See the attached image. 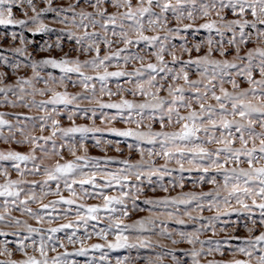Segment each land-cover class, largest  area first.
Returning <instances> with one entry per match:
<instances>
[{
	"label": "snow or ice",
	"instance_id": "1",
	"mask_svg": "<svg viewBox=\"0 0 264 264\" xmlns=\"http://www.w3.org/2000/svg\"><path fill=\"white\" fill-rule=\"evenodd\" d=\"M0 108V264H264V0H0Z\"/></svg>",
	"mask_w": 264,
	"mask_h": 264
},
{
	"label": "rangeland",
	"instance_id": "2",
	"mask_svg": "<svg viewBox=\"0 0 264 264\" xmlns=\"http://www.w3.org/2000/svg\"><path fill=\"white\" fill-rule=\"evenodd\" d=\"M3 110H5V109H2V108H0V111H3ZM0 147H3V145H0ZM13 147H15V146H13ZM93 153L94 154H100L99 152H98V150H95V149H93ZM15 173H13V177H15ZM50 199H51V197H50ZM92 242H95V241H92ZM98 255V254H97ZM79 259H83V258H79Z\"/></svg>",
	"mask_w": 264,
	"mask_h": 264
}]
</instances>
